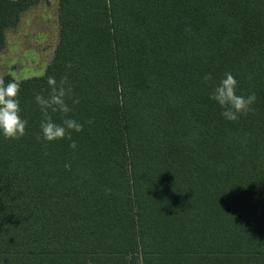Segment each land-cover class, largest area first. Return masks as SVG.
<instances>
[{
  "label": "trees",
  "instance_id": "16d2710c",
  "mask_svg": "<svg viewBox=\"0 0 264 264\" xmlns=\"http://www.w3.org/2000/svg\"><path fill=\"white\" fill-rule=\"evenodd\" d=\"M45 1L0 0V52ZM56 2L43 74L2 77L28 124L0 135V264H264V0ZM226 72L256 94L237 121ZM65 75L84 128L45 147L34 97Z\"/></svg>",
  "mask_w": 264,
  "mask_h": 264
},
{
  "label": "clouds",
  "instance_id": "9594fccd",
  "mask_svg": "<svg viewBox=\"0 0 264 264\" xmlns=\"http://www.w3.org/2000/svg\"><path fill=\"white\" fill-rule=\"evenodd\" d=\"M71 68L72 65L66 66ZM211 74L203 77L205 82L211 80ZM238 82L231 72H226L224 77L213 86L209 99L221 110L220 115L227 121H237L242 116L254 112L252 105L256 101L255 92L247 95L237 94ZM20 83L9 81L5 84L0 78V135L6 140H19L25 135L28 121L22 119L20 101L18 95ZM34 102L40 112V133L36 136L38 142H43L45 147L48 143L58 140H68L69 148L77 147L72 138L73 133L83 131L84 124L72 117L75 105L80 99L75 97L73 88L65 75L59 81L55 76L47 77V89L38 92ZM54 116L60 118L57 123ZM90 125L93 121H87ZM66 168L69 165H65ZM110 192L109 190H106Z\"/></svg>",
  "mask_w": 264,
  "mask_h": 264
},
{
  "label": "rangeland",
  "instance_id": "374dc122",
  "mask_svg": "<svg viewBox=\"0 0 264 264\" xmlns=\"http://www.w3.org/2000/svg\"><path fill=\"white\" fill-rule=\"evenodd\" d=\"M58 41L57 2L47 0L28 9L15 30L6 34L0 52V78L16 79L43 74Z\"/></svg>",
  "mask_w": 264,
  "mask_h": 264
}]
</instances>
